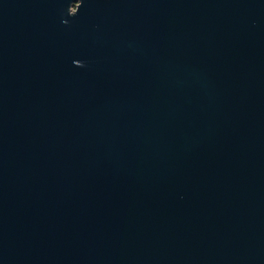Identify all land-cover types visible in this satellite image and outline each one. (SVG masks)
<instances>
[{
    "label": "water",
    "instance_id": "obj_1",
    "mask_svg": "<svg viewBox=\"0 0 264 264\" xmlns=\"http://www.w3.org/2000/svg\"><path fill=\"white\" fill-rule=\"evenodd\" d=\"M0 264H264V0H0Z\"/></svg>",
    "mask_w": 264,
    "mask_h": 264
}]
</instances>
